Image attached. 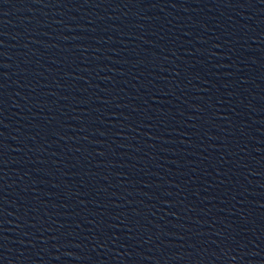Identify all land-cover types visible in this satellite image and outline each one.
<instances>
[{"label": "water", "instance_id": "95a60500", "mask_svg": "<svg viewBox=\"0 0 264 264\" xmlns=\"http://www.w3.org/2000/svg\"><path fill=\"white\" fill-rule=\"evenodd\" d=\"M0 25L115 123L264 218V0H0Z\"/></svg>", "mask_w": 264, "mask_h": 264}]
</instances>
